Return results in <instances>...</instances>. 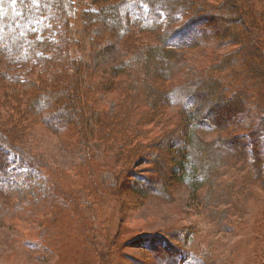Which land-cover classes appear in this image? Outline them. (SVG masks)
<instances>
[{"label": "trees", "instance_id": "trees-1", "mask_svg": "<svg viewBox=\"0 0 264 264\" xmlns=\"http://www.w3.org/2000/svg\"><path fill=\"white\" fill-rule=\"evenodd\" d=\"M89 1L96 9L82 12V24L92 40L117 38L124 42L149 34L152 43L139 47L127 61L113 67L112 80L100 89L85 65L69 55L68 37L75 21L72 0H0V21L5 23L7 31L13 17L21 18L26 24L37 16H45L58 26L55 41L46 36L39 39L29 29L27 36L22 37L28 40L34 63L41 66L37 78L22 81L0 74V82L6 83L0 88L11 97L24 96L26 111L54 135H76L79 147L88 148L92 144L117 147V157L123 166L120 172L112 171L115 183L106 191L118 207L123 191L142 201L150 193L164 194L176 179L189 181L191 192L198 189L192 184L200 177L197 165L200 170L202 166L193 156L189 158L191 147L179 144L176 132L182 125L221 134L230 131L218 136L212 144L245 160L264 189V41L259 39L264 34V12L256 13L240 0ZM140 6L147 9L145 24L136 29L125 27L123 10L126 7L140 10ZM209 46L222 53L219 58H213L199 77L179 85H164L172 81L171 61L179 52ZM36 51H40L41 57L35 55ZM234 66L239 68L238 75H242L240 82L231 81L232 74L223 75ZM55 67L59 72L48 77L49 69ZM99 91L114 94L113 111L96 107ZM167 107L178 108L179 123L154 135L155 129L169 124L164 115ZM256 108L257 112L253 110ZM154 122L159 127L149 128ZM14 139L0 130V180L8 181L10 157L38 169L36 160L16 145ZM135 162L155 167L148 169L149 176L139 175L133 170ZM82 175L77 186L67 183L73 191L75 187L85 188ZM73 191L53 188L50 196L58 198L78 223H84L88 203L81 210L82 201L74 197ZM83 232L103 263L117 235L108 234V245L103 247L95 229H83ZM170 236L149 237L147 249L157 258L169 259L167 264H177V256L170 254L176 251L178 255L179 250L173 247ZM150 239L155 240V246ZM27 241L29 246H39Z\"/></svg>", "mask_w": 264, "mask_h": 264}, {"label": "rangeland", "instance_id": "rangeland-1", "mask_svg": "<svg viewBox=\"0 0 264 264\" xmlns=\"http://www.w3.org/2000/svg\"><path fill=\"white\" fill-rule=\"evenodd\" d=\"M72 1L75 21L68 37L69 55L85 65L100 88L112 80L113 67L127 61L139 47L152 43L153 37L145 34L124 42L117 38L92 40L84 32L82 12L96 8L89 0ZM240 2L248 3L256 13L264 12V0ZM146 13L143 6L140 10L126 7L123 24L136 29L145 24ZM7 25L8 31L0 21V74L22 81L35 80L41 66L34 63L28 40L22 37L27 36L29 29L39 39L46 36L55 41L58 26L45 16H37L26 24L13 17ZM261 35L259 39L264 41V34ZM221 53L212 46L179 52L171 61L172 81L164 85H179L199 77ZM35 55L41 57L40 51ZM53 72H59L58 67L49 69L47 76ZM238 72L234 66L223 75L232 74L230 80L235 83L242 80ZM4 82H0L1 87L6 85ZM97 94L96 107L113 111L114 94ZM24 102V96L11 97L0 88V130L15 138L14 143L33 157L38 167L31 169L27 163L10 157L8 181L0 180V264H167L169 259L157 258L147 249L149 237L165 234L171 235L168 239L179 250L178 255L176 251L170 254L177 256V264H264V189L245 160L212 144L230 131L223 135L211 129L180 126L176 132L179 144L191 147L189 158L193 156L202 166L201 173L197 165L200 177L192 184L198 189L191 192L189 181L176 179L164 194L150 193L142 201L123 191L118 207L106 191L115 183L112 171L120 172L123 166L117 147H79L76 135H54L36 122ZM164 115L168 125L159 127L154 122L148 126L159 127L154 135L179 123L177 107L165 108ZM134 164L133 170L139 175H148V169L155 167ZM83 170L86 173L82 175ZM81 175L85 188L75 187L73 191L67 183L77 186ZM53 188L73 191L74 197L82 201L81 210L88 203L90 210L84 213L86 221L79 222L82 225L58 198L52 199ZM88 228L97 231L103 247L108 245V234L117 235L103 263L86 239L83 229ZM27 240L39 246H29ZM149 242L156 245L153 239Z\"/></svg>", "mask_w": 264, "mask_h": 264}]
</instances>
